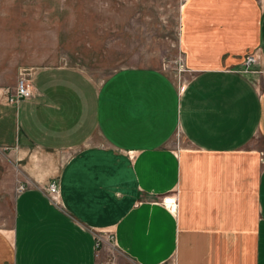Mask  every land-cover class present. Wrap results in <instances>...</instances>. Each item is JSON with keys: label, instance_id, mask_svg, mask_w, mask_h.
Masks as SVG:
<instances>
[{"label": "crops", "instance_id": "crops-1", "mask_svg": "<svg viewBox=\"0 0 264 264\" xmlns=\"http://www.w3.org/2000/svg\"><path fill=\"white\" fill-rule=\"evenodd\" d=\"M177 49L183 82L46 66L63 74L17 104L0 87V149L25 185L0 264H264V0H183Z\"/></svg>", "mask_w": 264, "mask_h": 264}, {"label": "rangeland", "instance_id": "rangeland-1", "mask_svg": "<svg viewBox=\"0 0 264 264\" xmlns=\"http://www.w3.org/2000/svg\"><path fill=\"white\" fill-rule=\"evenodd\" d=\"M182 1L0 0V87L10 88L25 66H38L28 75L33 89L50 80V72L63 74L46 66L73 67L98 80L120 66L150 64L177 78ZM21 184L16 165L0 149V233H9Z\"/></svg>", "mask_w": 264, "mask_h": 264}, {"label": "built area", "instance_id": "built-area-1", "mask_svg": "<svg viewBox=\"0 0 264 264\" xmlns=\"http://www.w3.org/2000/svg\"><path fill=\"white\" fill-rule=\"evenodd\" d=\"M256 61H257V56L254 52L246 54L243 57L242 62H241L242 71L243 72L250 71V67L253 64H255ZM175 63L177 64L176 72H178L177 78L179 79V73L181 71H184L185 69H184L182 62L180 61L179 58L176 60ZM29 72L30 71L25 69V68H19L17 70V79L14 83V86L12 87V90L7 91V94L5 96L6 102H8L10 104H17L18 101H20L21 99L29 98L30 96H32V91H31V87L29 85V80H28ZM263 160H264V158H263ZM24 186H25L24 184L19 185L17 192L22 190L24 188ZM47 196H48V199L50 201L57 203L58 188H57V185L55 182H50L47 185ZM164 202L170 208L174 206V204L172 205L170 198H166ZM99 242H100L99 239H97L96 244H95L96 249L98 248ZM163 264H175V259L170 258L166 262H164Z\"/></svg>", "mask_w": 264, "mask_h": 264}]
</instances>
